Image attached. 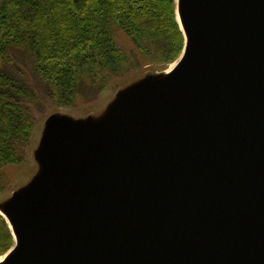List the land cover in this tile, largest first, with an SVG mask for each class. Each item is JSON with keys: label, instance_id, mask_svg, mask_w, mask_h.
I'll list each match as a JSON object with an SVG mask.
<instances>
[{"label": "water", "instance_id": "water-1", "mask_svg": "<svg viewBox=\"0 0 264 264\" xmlns=\"http://www.w3.org/2000/svg\"><path fill=\"white\" fill-rule=\"evenodd\" d=\"M178 11L170 74L46 124L3 264H264V0Z\"/></svg>", "mask_w": 264, "mask_h": 264}, {"label": "trees", "instance_id": "trees-1", "mask_svg": "<svg viewBox=\"0 0 264 264\" xmlns=\"http://www.w3.org/2000/svg\"><path fill=\"white\" fill-rule=\"evenodd\" d=\"M115 28L163 61L175 60L184 47L174 0L1 1L0 190L4 166L23 159L35 121L30 104L38 102L34 86L63 104L74 101L80 85L99 86L97 68L115 71L127 58ZM13 243L0 215V253Z\"/></svg>", "mask_w": 264, "mask_h": 264}, {"label": "rangeland", "instance_id": "rangeland-1", "mask_svg": "<svg viewBox=\"0 0 264 264\" xmlns=\"http://www.w3.org/2000/svg\"><path fill=\"white\" fill-rule=\"evenodd\" d=\"M113 38L116 45L127 57L122 66L115 71L97 68L100 76L103 77L101 84L95 87L98 89L89 84L80 85L79 93L70 104H63L57 98L49 97L44 88L38 87L39 85L37 86L31 81L35 85L38 97L37 103L30 104L35 121L24 144L22 161L6 164L3 168L4 178L3 187L0 190V204L5 203L14 193L28 186L38 174L40 165L35 151L43 139L45 126L52 117L64 115L73 119L86 120L88 116H99L114 104L122 89L139 79L148 77L151 73L160 74L175 61H163L158 57H152L138 45V42L120 28L114 29ZM26 74L29 79L34 80L31 73Z\"/></svg>", "mask_w": 264, "mask_h": 264}, {"label": "bare ground", "instance_id": "bare-ground-1", "mask_svg": "<svg viewBox=\"0 0 264 264\" xmlns=\"http://www.w3.org/2000/svg\"><path fill=\"white\" fill-rule=\"evenodd\" d=\"M175 13H176V20H177V22L179 23V25L182 28V30H184L183 24H182L181 19H180V16H179V11L176 12V0H175ZM183 37H184V34H183ZM184 45H185V38H184ZM183 49H184V47H183ZM181 53H180V55H181ZM183 54H184V52H183ZM183 54L181 56L179 55L180 57L178 56L175 59V61H173L171 64H169V66L166 69H164L163 71H161L160 72V75H162L164 77V76L170 74L178 66V64L180 63V60L183 57ZM151 74H157V73H151ZM0 215H2L5 218V220L8 219L9 223L7 221H6V223L8 224L9 229L11 227V229L13 230V224H12L11 220H9V218H8L6 212H5V209H4V207L2 205H0ZM9 224H10V226H9ZM11 229H10V232H11ZM15 236L17 238V235L16 234H15ZM13 241H14V237H13ZM13 244H14V246L12 245L11 246L12 248L10 247L6 252H4L3 254L0 255V264H3L9 258V256L12 254V252L16 249V247L18 245V239H16L15 240V243H13Z\"/></svg>", "mask_w": 264, "mask_h": 264}]
</instances>
